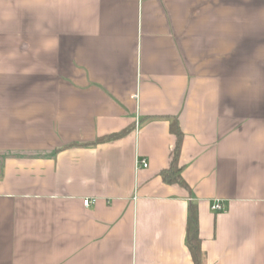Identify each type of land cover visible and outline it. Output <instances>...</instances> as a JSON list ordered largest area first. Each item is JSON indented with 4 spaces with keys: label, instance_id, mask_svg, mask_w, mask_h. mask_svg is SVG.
Masks as SVG:
<instances>
[{
    "label": "crops",
    "instance_id": "1",
    "mask_svg": "<svg viewBox=\"0 0 264 264\" xmlns=\"http://www.w3.org/2000/svg\"><path fill=\"white\" fill-rule=\"evenodd\" d=\"M190 205L264 264V0H0V264H194Z\"/></svg>",
    "mask_w": 264,
    "mask_h": 264
},
{
    "label": "trees",
    "instance_id": "2",
    "mask_svg": "<svg viewBox=\"0 0 264 264\" xmlns=\"http://www.w3.org/2000/svg\"><path fill=\"white\" fill-rule=\"evenodd\" d=\"M126 130L121 132L113 133L105 137L99 138L97 142L109 141L115 138L120 137L124 134ZM170 131L175 136V145L173 149L172 159L168 168L161 171V176L166 183H176L182 187L187 188V184L181 175L182 168L178 166V155L180 151L182 132L177 125L175 119L170 122ZM188 221H187V234H186V243L187 247L191 253L192 260L194 264H202V250H201V241L198 232V220L197 214L194 206L190 205L188 210Z\"/></svg>",
    "mask_w": 264,
    "mask_h": 264
},
{
    "label": "built area",
    "instance_id": "3",
    "mask_svg": "<svg viewBox=\"0 0 264 264\" xmlns=\"http://www.w3.org/2000/svg\"><path fill=\"white\" fill-rule=\"evenodd\" d=\"M139 166L146 167L147 162L144 159L136 160V167H139ZM93 201L94 199L87 198L83 200V204L85 206H89L90 204H92ZM211 209L212 211H216V212H220L223 210L222 206L219 203H214L213 205H211Z\"/></svg>",
    "mask_w": 264,
    "mask_h": 264
}]
</instances>
